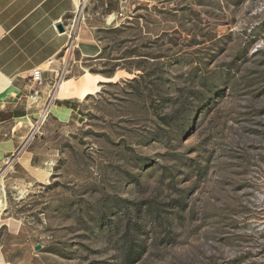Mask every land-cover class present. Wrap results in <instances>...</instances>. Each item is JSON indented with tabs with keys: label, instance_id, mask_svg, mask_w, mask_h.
Segmentation results:
<instances>
[{
	"label": "rangeland",
	"instance_id": "374dc122",
	"mask_svg": "<svg viewBox=\"0 0 264 264\" xmlns=\"http://www.w3.org/2000/svg\"><path fill=\"white\" fill-rule=\"evenodd\" d=\"M79 14L101 53L73 62L32 137L0 135L5 259L264 264V0Z\"/></svg>",
	"mask_w": 264,
	"mask_h": 264
},
{
	"label": "crops",
	"instance_id": "0c3cea01",
	"mask_svg": "<svg viewBox=\"0 0 264 264\" xmlns=\"http://www.w3.org/2000/svg\"><path fill=\"white\" fill-rule=\"evenodd\" d=\"M79 1L0 0V135L4 132L10 135V148H15L12 137L20 135L25 140L34 135V125L28 120L35 113H40L50 83L57 73L63 68L70 72L75 60L82 62L85 58H95L101 53L94 56L83 53L79 36L83 32L94 40L95 37L91 29L81 22L76 45L68 49L70 37L67 29ZM59 24L63 25V31L58 29ZM62 51L66 57L58 58ZM37 68L44 69L46 86L42 89V100L32 104L29 98L33 90L31 75ZM59 100L65 99H60L57 92L55 102ZM55 102L50 110H53ZM64 103L70 104H59ZM0 257L3 260L0 264H10L1 250Z\"/></svg>",
	"mask_w": 264,
	"mask_h": 264
},
{
	"label": "built area",
	"instance_id": "2783aa9c",
	"mask_svg": "<svg viewBox=\"0 0 264 264\" xmlns=\"http://www.w3.org/2000/svg\"><path fill=\"white\" fill-rule=\"evenodd\" d=\"M119 15L122 16L123 12H120ZM80 21H81V14H79L78 18L76 17L72 19V21H70V24L68 25L67 31L70 37V41L68 43V49L73 48L76 45L75 39L77 36L78 29L80 27ZM67 73H68L67 68H63L59 73H57L55 79L50 83V88L46 94L44 104L41 108L38 118L36 119V125L41 120H43L45 116L49 114L50 107L57 98V92L59 91L60 84L63 82ZM31 79L33 81V90L32 93L29 95V98L32 104H37L40 100H42V89H44V87L46 86L44 69L42 68L35 69L31 75Z\"/></svg>",
	"mask_w": 264,
	"mask_h": 264
},
{
	"label": "bare ground",
	"instance_id": "6f19581e",
	"mask_svg": "<svg viewBox=\"0 0 264 264\" xmlns=\"http://www.w3.org/2000/svg\"><path fill=\"white\" fill-rule=\"evenodd\" d=\"M79 45L83 51L84 54H91V55H98L101 51L100 46L95 42V40L88 34H85L82 32V34L79 36ZM61 86V84H60ZM30 101V100H29ZM29 123L32 124L31 120H28ZM21 125V124H20ZM3 203V202H2ZM5 204V203H4ZM1 205V203H0ZM1 258V257H0ZM3 261L0 259V262Z\"/></svg>",
	"mask_w": 264,
	"mask_h": 264
},
{
	"label": "water",
	"instance_id": "95a60500",
	"mask_svg": "<svg viewBox=\"0 0 264 264\" xmlns=\"http://www.w3.org/2000/svg\"><path fill=\"white\" fill-rule=\"evenodd\" d=\"M58 29H59L60 31H63V30H64L63 25H62V24H59V25H58ZM36 249H37V250L40 249V245H37V246H36Z\"/></svg>",
	"mask_w": 264,
	"mask_h": 264
},
{
	"label": "trees",
	"instance_id": "16d2710c",
	"mask_svg": "<svg viewBox=\"0 0 264 264\" xmlns=\"http://www.w3.org/2000/svg\"><path fill=\"white\" fill-rule=\"evenodd\" d=\"M134 250H133V246L131 245V248H130V252L128 254V257H132V255L134 254Z\"/></svg>",
	"mask_w": 264,
	"mask_h": 264
}]
</instances>
